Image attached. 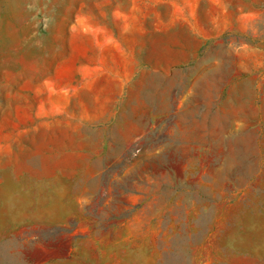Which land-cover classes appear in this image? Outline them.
Instances as JSON below:
<instances>
[{
	"label": "rangeland",
	"instance_id": "rangeland-1",
	"mask_svg": "<svg viewBox=\"0 0 264 264\" xmlns=\"http://www.w3.org/2000/svg\"><path fill=\"white\" fill-rule=\"evenodd\" d=\"M97 22L84 133L48 73ZM0 264H264V0H0Z\"/></svg>",
	"mask_w": 264,
	"mask_h": 264
},
{
	"label": "crops",
	"instance_id": "crops-1",
	"mask_svg": "<svg viewBox=\"0 0 264 264\" xmlns=\"http://www.w3.org/2000/svg\"><path fill=\"white\" fill-rule=\"evenodd\" d=\"M66 40L71 42L65 44V48L60 51L62 55L50 64L48 75L60 78L61 95L67 99L63 111L71 119L77 118L76 124L86 133V127L93 123V118H112L117 115L115 100L118 91L112 92L108 97L110 106H106L100 96H92L94 91L87 83L93 77H107L117 84L115 78L120 74L115 55L120 51L119 35L107 23L97 22L81 39ZM64 78H70V83L64 84ZM91 96L93 100L90 103Z\"/></svg>",
	"mask_w": 264,
	"mask_h": 264
}]
</instances>
